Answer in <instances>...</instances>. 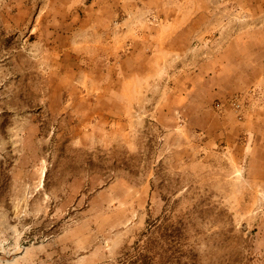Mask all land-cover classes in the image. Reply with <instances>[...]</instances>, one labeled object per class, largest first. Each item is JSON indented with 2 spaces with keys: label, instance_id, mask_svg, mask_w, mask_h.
Returning a JSON list of instances; mask_svg holds the SVG:
<instances>
[{
  "label": "rangeland",
  "instance_id": "obj_1",
  "mask_svg": "<svg viewBox=\"0 0 264 264\" xmlns=\"http://www.w3.org/2000/svg\"><path fill=\"white\" fill-rule=\"evenodd\" d=\"M233 44L264 0H0V264H264Z\"/></svg>",
  "mask_w": 264,
  "mask_h": 264
},
{
  "label": "crops",
  "instance_id": "obj_2",
  "mask_svg": "<svg viewBox=\"0 0 264 264\" xmlns=\"http://www.w3.org/2000/svg\"><path fill=\"white\" fill-rule=\"evenodd\" d=\"M248 37H257L258 34L248 33ZM228 50L226 56L223 55L220 58H215L211 63L212 74L209 78L219 86L222 93H232L234 91H240L247 87H254V91L249 95H255V101H253V112L247 115V118L242 122V126L245 127V132L249 133L251 139L253 152H259L264 157V46H257L251 49L248 46L238 47L236 44L229 45L225 48ZM205 69L204 67L197 70V77L203 82ZM208 74L210 72L208 71ZM118 107L124 108V93L120 95V102ZM256 158L257 154L252 153ZM263 166L260 169L261 178L259 181L264 185V159L261 163Z\"/></svg>",
  "mask_w": 264,
  "mask_h": 264
},
{
  "label": "built area",
  "instance_id": "obj_3",
  "mask_svg": "<svg viewBox=\"0 0 264 264\" xmlns=\"http://www.w3.org/2000/svg\"><path fill=\"white\" fill-rule=\"evenodd\" d=\"M251 93H252L251 91H246L242 94L235 95L234 97L230 99L229 105L238 119H241L244 116L246 100H248L249 95ZM215 108L218 112H223L225 109L224 104L220 102L215 103Z\"/></svg>",
  "mask_w": 264,
  "mask_h": 264
}]
</instances>
